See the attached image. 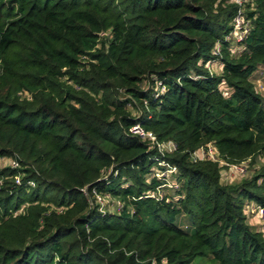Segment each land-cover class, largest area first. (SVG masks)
<instances>
[{
    "label": "trees",
    "instance_id": "1",
    "mask_svg": "<svg viewBox=\"0 0 264 264\" xmlns=\"http://www.w3.org/2000/svg\"><path fill=\"white\" fill-rule=\"evenodd\" d=\"M237 9L0 0V158L17 163L0 165V264H264L245 213L264 207V0L244 3L232 45ZM207 144L217 160L194 158ZM256 159L223 180V165ZM162 161L175 170L158 178Z\"/></svg>",
    "mask_w": 264,
    "mask_h": 264
},
{
    "label": "built area",
    "instance_id": "2",
    "mask_svg": "<svg viewBox=\"0 0 264 264\" xmlns=\"http://www.w3.org/2000/svg\"><path fill=\"white\" fill-rule=\"evenodd\" d=\"M232 1L235 4H237L238 9H237L236 14L233 17V22H232L233 29H232L229 36L236 42V41L241 40L248 31L249 21L245 20L243 18V9H242L244 6V3L247 0H232ZM213 53L217 54V50H214ZM130 131L132 133H135V134H138L139 136H141L143 140H149V142H150L149 144L153 147L155 146L160 152L171 151L174 148V144L170 141H168V142H157L155 140V137L150 132H145L139 125L132 126L130 128ZM200 149L204 150L202 156H196V152L199 150L198 149L193 154L194 158H199V159L209 158L211 160H217V152L211 144H207L206 147H201ZM1 159H3V158H0V160ZM9 161H10V163L8 164L9 166H11V167L17 166V163L15 161H13V160H9ZM219 162L221 165L224 164L223 161H219ZM162 164L164 166H167V168L164 170L165 172L166 171H170V172L172 171L173 172L175 170V167H170L168 165H165L164 161L160 162V165H162ZM241 165H243V164L229 165L228 167H230V168L232 167L235 170L242 172L243 168L241 167ZM15 182L19 183V177L18 176L15 177ZM30 185H34V183L30 182ZM96 197H97V200L99 201V203L101 204L100 196L97 195ZM245 213H246V216H247V214H252L255 217H258L260 219L261 224L264 227V207L259 206L258 204L254 203V202H248L245 206Z\"/></svg>",
    "mask_w": 264,
    "mask_h": 264
},
{
    "label": "rangeland",
    "instance_id": "3",
    "mask_svg": "<svg viewBox=\"0 0 264 264\" xmlns=\"http://www.w3.org/2000/svg\"><path fill=\"white\" fill-rule=\"evenodd\" d=\"M232 45H234V40H233V44ZM233 52L234 53H238L239 52V48H237V47L234 48ZM253 82H254L257 90L259 91V93L263 97V100H264V69H260V70L257 71L256 74H254ZM223 91L225 93V90H223ZM203 151L204 150L199 149L196 152V156H202ZM9 163H10L9 159L3 158V159L0 160V165L1 166L8 165ZM261 164H262V160H259V159H256L254 164L253 165H248V167H246V164H243V165H241V167L243 168L242 172H239V171L235 170L232 167L230 168V167H226L225 165H223L224 167L221 170L222 178H223L224 181L229 182V183L236 182L237 180L242 178V176H243L242 174L245 173L247 175L248 172L252 173L254 171V169L258 168ZM162 166L167 168V166H164L163 164H162ZM247 170H248V172H247ZM155 174L158 175V178H160V177L163 178L164 176L169 175L170 171H166V172L163 171L162 172L161 170H157V172ZM165 193L166 194H171L172 190L171 189H167L165 191ZM100 202H101L100 205L104 209H107L109 211L113 212V211H115L118 208V205H117L116 201L113 200V199H109L108 196L100 197ZM183 221H184V223L182 224V226L185 227L186 226V222H187L185 217H184ZM246 221H247V223H249L251 225L252 229L257 230V231L259 230V231H261L264 234V227L261 224L260 219L258 217H255L252 214H247ZM187 224L189 225V222ZM208 263H209V258L208 257H200L199 256V257H196L192 261L191 264H208Z\"/></svg>",
    "mask_w": 264,
    "mask_h": 264
},
{
    "label": "crops",
    "instance_id": "4",
    "mask_svg": "<svg viewBox=\"0 0 264 264\" xmlns=\"http://www.w3.org/2000/svg\"><path fill=\"white\" fill-rule=\"evenodd\" d=\"M218 69H219V68H218ZM260 69H264V67H259V68L254 72V74H256L257 71L260 70ZM254 74L252 75V80H253V76H254ZM246 217H247V216H246Z\"/></svg>",
    "mask_w": 264,
    "mask_h": 264
}]
</instances>
